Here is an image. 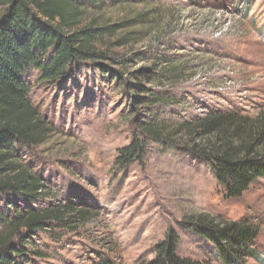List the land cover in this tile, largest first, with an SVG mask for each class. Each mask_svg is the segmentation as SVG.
I'll use <instances>...</instances> for the list:
<instances>
[{"label":"rangeland","instance_id":"rangeland-1","mask_svg":"<svg viewBox=\"0 0 264 264\" xmlns=\"http://www.w3.org/2000/svg\"><path fill=\"white\" fill-rule=\"evenodd\" d=\"M5 8L0 5V15ZM108 28L95 47L102 58L75 62L66 81L32 82L33 104L53 132L41 147L22 150L21 160L47 186L39 204L74 203L87 212L75 229L41 233L43 264H114L153 259L170 230L180 235L178 254L222 264L215 247L182 228L190 215L220 222L246 220L259 237L253 248L264 264V179L239 201L227 200L212 170L189 149L200 139L183 136L182 148L150 144L141 162L115 164L134 132L128 88L102 68L126 79L141 69L178 65L183 81L165 89L179 104L168 119L193 122L208 114L256 118L264 111V0H142L90 9L78 27ZM127 60L122 65L120 60ZM167 61V63H165ZM162 64V65H161ZM105 74V75H104ZM107 75V76H106ZM149 86V85H148Z\"/></svg>","mask_w":264,"mask_h":264},{"label":"trees","instance_id":"trees-1","mask_svg":"<svg viewBox=\"0 0 264 264\" xmlns=\"http://www.w3.org/2000/svg\"><path fill=\"white\" fill-rule=\"evenodd\" d=\"M111 5L142 0H107ZM106 0H0V264H43L47 256L36 244L41 233L55 228L75 229L87 223V212L74 203L41 206L47 186L21 160L22 150L43 146L52 128L32 101V82L64 83L75 62L102 58L95 47L99 32L108 28L78 27L90 9ZM125 65L127 60H120ZM167 63V61H165ZM162 65V64H161ZM158 69V68H157ZM141 69L126 79L119 70L102 68L128 88L132 100L133 137L118 151L115 164L129 167L141 162L150 144L182 148L183 136L200 139L188 148L214 173L227 200L239 201L258 179H264V111L256 118L217 112L193 122L170 120L168 112L179 104L166 84L183 81L178 65L161 71ZM104 74V75H105ZM107 76V75H106ZM149 85V86H148ZM184 231L211 243L222 264H246L260 257L253 248L259 231L246 220L220 222L207 214L190 215ZM77 226V225H76ZM180 235L170 230L159 242L152 260L141 264H209L178 254ZM94 264H114L102 258Z\"/></svg>","mask_w":264,"mask_h":264}]
</instances>
